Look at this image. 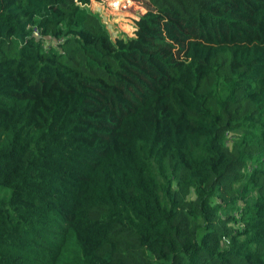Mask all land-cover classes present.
Masks as SVG:
<instances>
[{"label": "trees", "instance_id": "trees-1", "mask_svg": "<svg viewBox=\"0 0 264 264\" xmlns=\"http://www.w3.org/2000/svg\"><path fill=\"white\" fill-rule=\"evenodd\" d=\"M0 0V264H264V0Z\"/></svg>", "mask_w": 264, "mask_h": 264}, {"label": "rangeland", "instance_id": "rangeland-1", "mask_svg": "<svg viewBox=\"0 0 264 264\" xmlns=\"http://www.w3.org/2000/svg\"><path fill=\"white\" fill-rule=\"evenodd\" d=\"M150 5L146 0H92L91 7L98 12L107 26L108 35L104 37L103 44L111 52L116 53L114 41L121 35L132 36L135 31V19L146 11L139 5Z\"/></svg>", "mask_w": 264, "mask_h": 264}]
</instances>
